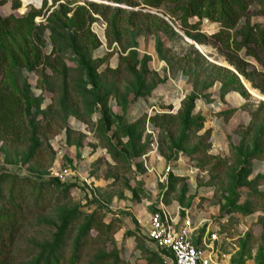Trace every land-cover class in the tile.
I'll return each mask as SVG.
<instances>
[{
  "label": "rangeland",
  "instance_id": "obj_1",
  "mask_svg": "<svg viewBox=\"0 0 264 264\" xmlns=\"http://www.w3.org/2000/svg\"><path fill=\"white\" fill-rule=\"evenodd\" d=\"M191 1L0 0V23L8 21L0 88L27 110L0 134L1 262L171 264L147 246L134 216L152 212L151 192H165L169 209L185 207L204 223L202 239L208 228L217 236L207 241L215 254L264 264V0H240L246 17L230 30L189 19ZM129 52L134 58L123 60ZM178 59H187L180 68L198 100L189 122L180 120L187 100L175 111L161 102L175 120L156 129L155 148L164 166L179 165L188 177L153 187L142 157L134 158L153 150L152 136L135 147L122 129L112 136L123 123L110 103L127 108L146 82L158 86L160 66L166 74ZM85 65L96 68L93 77ZM73 118L87 136L73 131ZM72 146L97 154L84 171Z\"/></svg>",
  "mask_w": 264,
  "mask_h": 264
},
{
  "label": "built area",
  "instance_id": "obj_2",
  "mask_svg": "<svg viewBox=\"0 0 264 264\" xmlns=\"http://www.w3.org/2000/svg\"><path fill=\"white\" fill-rule=\"evenodd\" d=\"M186 97V93H183L178 98L177 105H180ZM177 105L173 106V111L177 109ZM149 134L153 138V150L142 156V162L146 173L151 177L157 176V169L147 159L157 153L155 146L158 144V140L153 131H150ZM172 176L188 177L185 171L181 172L175 165L169 163L165 166L163 173L157 176L158 184L168 186ZM151 193L155 198L154 204L151 205L154 212L149 214L145 234L146 244L150 249L158 252L171 264H232L227 256L221 255L220 257L215 254V244L210 246L207 244L208 237L211 235L213 241L217 240V236L213 235L209 228L206 238H201V229L204 223L196 225L191 212L185 207L177 205L175 208L169 209L165 205V192Z\"/></svg>",
  "mask_w": 264,
  "mask_h": 264
},
{
  "label": "trees",
  "instance_id": "obj_3",
  "mask_svg": "<svg viewBox=\"0 0 264 264\" xmlns=\"http://www.w3.org/2000/svg\"><path fill=\"white\" fill-rule=\"evenodd\" d=\"M188 18L189 19H196L198 22H202L205 19H209L212 22H219L221 24L222 29H234L236 25L246 17V7L244 3L240 0H192L188 6ZM216 13L218 14L216 16ZM195 23V24H198ZM8 21L4 23H0V30H7L8 28ZM164 25L168 28V25L164 23ZM190 26H194L191 24ZM191 28V27H190ZM193 41L196 43H200L201 39L200 37H191ZM196 38H199L197 40ZM217 43H220V38L221 37H211ZM254 43L257 42L256 38L252 40ZM115 44H119V40L115 42ZM192 50L200 56V53L198 50L194 49L192 47ZM126 52V51H125ZM134 53L129 52L127 55L124 57L123 60H132L134 58ZM179 61L177 63H171V70L172 72L176 73L178 71H183L185 75L187 76L189 80V74L186 71L184 65L182 66L181 62L183 64H187V59H178ZM103 63V60H99L98 64L100 65ZM136 67L135 70H140V64L143 65L142 62L137 61L136 62ZM87 72L89 73V76L93 77V75L97 72L95 67H90L89 65H85ZM139 66V67H138ZM97 67V66H96ZM97 67V69H98ZM116 72H113L115 74ZM155 78L158 80V84L163 83V80H161L157 75H155ZM146 75L144 74L142 77V81H146ZM148 83H145L144 88L141 90L139 89V93L135 94V98L143 97V96H148L152 89L155 88L156 86L150 87V89L146 88ZM215 84V83H214ZM213 85V84H212ZM116 96V95H115ZM120 96V94H119ZM187 103L182 104V108L184 109V113L181 114L180 120L182 122H189L193 118V109L195 107V104L197 102V97H194L192 95H189L186 97ZM186 102V101H185ZM125 108L124 110H126ZM26 108L23 104V100L21 97L8 93L7 91L3 90L0 88V134L2 133L3 135L7 134L10 129L15 130V126L17 123L21 120V118L26 114ZM174 114H156L152 117H150L149 122L153 125L154 128L160 129L162 131L168 129V124L169 122H172L175 120L173 117ZM145 124H146V118L142 119L140 122H138L134 126L130 127H125L122 126L121 129L125 133L126 137L128 138V143L129 146L134 144H139V142L142 139V134L143 131H145ZM131 143V144H130ZM159 150H161L162 153V147H159ZM147 152V148L142 149L141 151H138L135 155L134 158H140ZM179 160V156L175 158V161ZM171 162L170 160H168ZM167 161V162H168ZM172 178H177L175 176H172ZM152 212H154V209H152ZM0 264H5L0 261Z\"/></svg>",
  "mask_w": 264,
  "mask_h": 264
},
{
  "label": "crops",
  "instance_id": "obj_4",
  "mask_svg": "<svg viewBox=\"0 0 264 264\" xmlns=\"http://www.w3.org/2000/svg\"><path fill=\"white\" fill-rule=\"evenodd\" d=\"M165 66H167V64ZM158 72H159L158 77L161 80H163V83L153 88L148 96L131 99L130 104L128 105L126 110H124L120 105H118L116 103V100H112L110 103V107L113 109L115 116L118 117V119H121L120 121L123 123L122 125L125 127L134 126L142 119L146 118V124H145L146 132L143 131L142 138H146L147 135L151 136L149 134L150 131H153L157 135L158 132L156 128H154L153 125L149 122V119L150 117L156 114H167L165 113L167 112L165 111V108L164 109L160 108L161 102H168V104L174 106L177 105L178 103L180 92L181 94L186 93L187 96L190 95V90L186 86L188 78L183 71H178L174 73L171 70V66L170 67L167 66V73L165 74L164 72H162V68L160 66ZM71 126L74 132L82 133L86 135L84 131V125L78 122L77 119L73 118ZM118 132H121V128L113 127L111 134L112 136H114V134ZM151 150L152 149H147V152L144 155H146ZM76 153L77 156L78 154H80L81 159L83 160L79 162V169L82 171H84L91 165L93 158L97 155L96 152L89 153L88 148L84 150H80L78 152L77 147L72 146L70 148V155L72 157H75ZM149 161L152 165L156 167L157 176H159L165 168L164 163L166 161L164 162L163 158L160 159L158 154L156 155L154 154L153 156H151L149 158ZM175 167L177 168V170H180L181 172L183 171L181 166L175 165ZM157 176L153 175L150 177V184L152 186H155L158 183ZM134 216L138 221L140 228L143 231V234H146L148 221H149V213L147 211H143L140 213L139 216L134 213ZM125 248H127L126 256H131L132 252L134 251V240L132 237L127 240Z\"/></svg>",
  "mask_w": 264,
  "mask_h": 264
},
{
  "label": "water",
  "instance_id": "obj_5",
  "mask_svg": "<svg viewBox=\"0 0 264 264\" xmlns=\"http://www.w3.org/2000/svg\"><path fill=\"white\" fill-rule=\"evenodd\" d=\"M194 46H196V45H194ZM196 48H197V46H196Z\"/></svg>",
  "mask_w": 264,
  "mask_h": 264
}]
</instances>
